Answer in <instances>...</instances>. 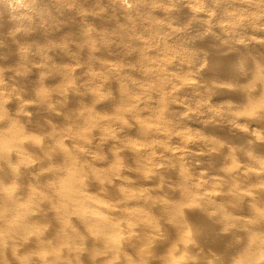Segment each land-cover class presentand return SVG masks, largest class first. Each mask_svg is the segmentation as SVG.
<instances>
[{
    "label": "bare ground",
    "instance_id": "6f19581e",
    "mask_svg": "<svg viewBox=\"0 0 264 264\" xmlns=\"http://www.w3.org/2000/svg\"><path fill=\"white\" fill-rule=\"evenodd\" d=\"M6 1L8 0H5L4 2ZM45 2L55 3V5L50 6ZM9 4L11 18L6 21L5 27L13 26L17 29V27L20 28V26H28L29 28H34L35 31L40 34V39L45 42L46 46H44L48 49L50 48L54 50L55 47H57L56 43L49 39V36H51L50 34L53 33V31L56 33L57 30H60V32L62 30L66 31V29L72 30L75 26L73 22L68 21V15H72V13L65 10V4L62 0H10ZM20 7L31 8L34 11L36 10L39 14L42 13L43 16L41 17L43 18L46 27L38 28L37 23L35 25L27 23L28 20L32 19V17H27L30 16L31 13L24 12V16L22 17L21 13L17 14V9ZM47 9L51 11L54 10L56 14L52 15L48 13ZM31 16H33V14ZM20 29H17V31ZM80 31L82 30L80 29ZM60 32L58 31L56 34H60ZM259 33L264 36V29H261ZM123 35L125 34H121V38H119L121 40L120 42H128L130 38L127 39V37ZM56 36L53 34L51 38L54 39ZM21 37L22 35L20 33L17 38L21 39ZM80 37L81 38H79L80 40L78 41H80L82 45L79 44L81 46L79 47L80 50L78 49V52L81 51L82 53L80 54L83 55L87 53L90 54L91 51L83 46L91 45L92 39L83 32H80ZM203 39L213 38L206 36ZM5 40L8 41L9 44L13 41H9L10 39ZM254 40H249L248 43L252 47L261 50L262 55H260V52L258 53V49V51L256 50L257 54L261 57L260 58L258 55L260 59H254L255 62L247 60V58H245L246 53L244 52L239 53L236 58L235 55L238 51L234 50H232L233 53H230V56H226L228 58L227 59L222 55L223 52L221 53L220 51H217L212 58L211 65L207 67L209 69H206L211 75H221L226 78L229 77L231 80L234 77H239L238 79L240 80L243 77L244 72H246L244 77H247L246 79L250 80V83L252 82V86L254 87L253 88L251 86V89H257V91H251L250 88L249 90H244L242 87L240 90L237 86L234 88H225L221 86L223 88L219 87L217 88L218 90L215 88L217 94L225 93L230 96L237 95L236 97H238V100L240 99V96L243 102H245V104H243H247L249 108H245L246 111L245 109H241V111L233 117L236 121L235 127L239 128V133L243 134L240 136L237 135L239 137L236 141L238 142L237 144L240 143V145L242 144L245 147L244 152L247 156H249V158L256 157L257 154H259L256 158L259 164H261V168L255 172H251L249 169L247 170V168L245 170L238 168L237 171L232 170L234 173H229V177L234 180L247 179L248 182H250L249 179H251L257 183L252 184L254 185V188L257 186V191L253 192V190L251 192L249 190L246 192L245 188V190H243V187H239L231 180L233 183L231 182V185L225 183V185L227 184L228 186L226 188L223 187V190L220 192L222 195L219 198L224 199L225 204L227 202L234 204L239 212L244 210V206H246V204L247 206L249 205V209L247 206L245 208H247L251 214L252 218L250 217V221H245V219L235 218L232 215L230 216L226 214L225 211L223 212V210H221L215 202L217 198H215L214 194H208L205 192L202 193L204 189L206 190L209 184H214V181L211 180L208 182L209 184H202L199 179H195L197 181H189L188 174L185 173L183 175L182 173L184 171L182 170L180 171L181 174H179L182 176H179L180 184L178 182L177 185L173 183L176 186L180 185L177 187L179 189H176V187L174 189V187L170 185L171 181H169V185L175 190H169V193L179 197V200L181 198L185 205L179 200L178 203H181L183 207L182 205H177V203H175L176 205L172 204L174 206L170 204L168 205L165 201L166 199L163 201L150 200L152 196L150 198V195L147 194L150 192H147L146 190L145 193H141L143 191H139L140 195L137 193L138 197L136 196V199L132 198L130 195L129 197L127 194L132 189V184L130 185L131 181H129L131 178L129 179V177H126L127 173H129V169L133 170H130L132 171V175L135 173L134 170L136 173L139 172L140 179L142 180H138L140 182H145L147 185L151 184V186H155L154 184L157 183L158 176L160 174L157 170L151 172V168L150 170L148 168L151 172L150 174H147L149 172L144 171V169L147 168V164L144 163L146 166L144 164L142 165V152L134 147L137 144H134V146L128 145L127 147L120 141L121 135H126V133L137 134V136L142 139L160 135L158 128H152L145 122H142L139 118L141 111L138 110L143 111L144 108L155 104L152 97V94H155L154 92L151 93L153 90H150L151 92H149L151 93L150 95L152 98H149L148 96L149 99H133L129 102L127 101L128 98L124 99L125 92L123 91L120 92L121 96L118 101L117 98L114 97H104L102 102L104 103V107L116 106L113 117H116L119 123H121L122 132L117 135L116 132H114L115 135L113 132H109L114 136L107 135L105 137L103 134L102 136L99 135L98 129L95 138L100 136L98 138L99 142L101 141L103 144L105 143L106 145H111L115 147L114 150L120 149L124 153L128 154L130 158H132L130 162L134 161V165L131 164L134 168L131 166V168H127L125 166L121 168L120 162L122 159H120V156L117 153L112 152V155L105 158L103 161L99 160L100 165H97L98 167H96V164L94 165V161L97 160L94 157V159H92L89 156L91 150L95 148L94 141L96 140H94V138H90L91 135L88 134H90V129L92 130V128L94 129L99 127V122L94 120L92 112L82 113L77 112V109L81 106L82 101L85 99L96 101L100 92L96 93L90 89L85 91L83 90L81 92L78 88H65L63 90L62 87H57V99L60 97L61 99L59 100H63L66 103L62 104L64 102H58L61 107V109H59V106L57 107L56 104L51 102L52 98L48 97V95L44 93L45 88L43 89L44 85L41 82L42 80L44 81V77L42 79L40 78L43 74H49L51 79L54 78L55 80H59L60 78H64L66 80L68 72H65L63 69L61 70V68L56 70L53 67L55 65L51 63L52 60H49V58L44 57V59H39L36 61L37 63H35V59L29 53L20 52V54L16 57V71H13L14 74H8V77L6 75L5 76L11 79L12 82L10 80L9 81L12 85L14 84L15 86L16 84L17 86H20V89L34 84L35 89L30 90L33 92H30L29 94H34L35 98L40 103L38 106L30 107L22 104V102L18 100L11 99L10 94L4 92L6 88L3 83L4 81H2V79H4V75L1 77L3 72L0 73V264H264V239L260 240L259 236L260 232L264 233V206H260L264 201V158L262 157L264 156V140L257 133L258 130L257 132H254L255 129L253 132L251 130V132L248 130L242 131L241 129H244L245 122H243V126H241V123H238L243 117L250 127L254 126L255 128H260L261 131L264 130V41ZM6 46L8 47V44ZM0 52L5 53V55L8 56L7 58H11L13 56L11 47L4 49L2 46L0 47ZM251 52L254 51L252 50ZM41 53L42 55L44 54L42 51ZM254 53L256 54V52ZM44 55H46V53ZM88 58L90 59L91 55H89ZM33 62L38 65L35 69L31 68V64H33ZM235 62L241 63L236 66L234 65ZM164 65L167 66V64ZM241 74L243 75L241 76ZM227 80L228 79L224 81L227 82ZM6 86L9 85L7 84ZM25 89H23V91H25ZM27 92L28 91H25L24 93L27 94ZM122 96H124L123 99ZM128 103L132 105L131 110L127 109ZM8 104L10 107L12 106L10 110L8 108ZM133 104H136V108ZM62 105H65V107L67 106L66 110L62 107ZM161 106L158 111L153 112V116L158 119V123L165 125L169 129L168 125L163 122L164 110L162 109L163 106L162 108ZM12 110L15 111V114ZM29 111L34 113H37L38 111L43 112V116L44 114L46 116L48 115V117L51 115L55 118L58 117L59 120L65 118L68 121L67 123L71 122V125L75 123L77 126L75 124L74 126L77 127V132H82L84 130L81 135L78 136L79 141L85 145L83 151L70 155L66 151L65 144L61 141L60 136L57 135L58 133L53 131L52 128L50 133L48 132L49 137L45 143L36 144L35 146L32 139L31 140L33 142H29L30 136L34 135L30 134V131H27L29 128L26 127H29V125H27L29 123L27 122H31V119L34 118L32 117L29 119L27 117V113ZM9 112H12L13 114ZM125 116H128L130 120L132 119V125L130 127H128V125L126 126L127 123L124 118ZM41 118L42 117L40 115L36 116V121H40ZM239 118L240 120H238ZM80 123L81 125H84L83 127L79 125V127L81 126L84 128L82 131L81 129L78 131V124ZM250 127H248V129ZM86 129L88 130V133L86 132ZM262 136L264 137V135ZM232 137L234 138V136ZM227 138H229V136ZM236 141H234V143ZM90 142H92V144H90ZM232 146H234V148L237 147V145L235 146L233 144ZM54 147L56 148L55 150L53 149ZM217 149L215 150L219 152L213 153L214 151L212 150V152L205 154L206 157L208 159H214V161L217 158L219 162L220 158L223 157L221 154H224L223 152H226L227 149L224 151H220L221 148H219V150ZM95 150H97V146ZM193 156L199 157L196 154ZM57 159H60V161L62 160V164H59L60 162H57L59 161ZM56 165L61 166L58 167ZM169 176L171 177V175ZM241 183L240 185H242ZM258 183H260L259 187ZM134 184L136 185V183ZM40 186H43L44 190L43 188L41 190ZM254 188L251 187V189ZM92 192L96 194L95 197ZM133 193L135 194L134 191ZM252 194L257 196L255 197V195L253 196ZM102 198L106 199V201ZM110 202H112V204H110ZM145 207H148V210L146 209L147 214L148 211L153 208L156 210L155 212L158 211L161 215H163L162 217H164V219H167V221L165 220L167 223L164 222V219V223H161H166L167 230H171L174 235L173 239H170L172 234H162V230L164 232V229L161 231L158 230L162 227L160 228L159 225H157L159 227L157 228L154 223L156 221L152 219L154 221L152 223V220L145 218V215L141 214L144 212L142 211V208ZM138 209H141L142 212L135 213ZM236 209L234 208V210ZM149 212L151 213V211ZM248 214L249 213H247V215ZM189 225H191L192 230L194 229L193 232L196 238L195 241L193 238L191 239L192 233L189 230ZM218 226L222 229L227 228V234L223 235L222 230H220L222 234H219ZM238 230L242 234H237V236H241L240 238H242L245 234L244 236L247 237L246 239H248L247 241H249V244H247V248L242 247L239 251H237V254H231L228 252L227 254H223V256L221 255V258L218 260L216 259L219 257L218 254L215 256L216 258L213 257L212 259V256L209 254H204L206 250L200 252V254H194L193 252V254L188 253V251L190 252L196 250L197 245H201L203 250V247L206 245L203 246L202 244H207L208 242L209 244L218 246V248H220L219 245L222 243L223 248H226L224 247V243L221 242V239L232 238V241H234V239H236L234 238L235 234L238 233L236 231ZM224 232L226 233V230ZM234 232L236 233L234 234ZM245 237H243V239ZM87 240H93L94 242H91L92 244L95 243L93 246L98 245L99 247H97V249H89L87 246H89L90 242H87ZM238 240L240 239L238 238ZM227 241L229 242V240ZM224 242L226 243V241ZM19 245L20 247H24L25 251L19 252L17 248ZM171 245H175L174 247L178 246L180 248L174 249V247L171 248ZM161 247H164L166 249L165 252H168V254H160V249H162ZM205 248L209 249L207 246ZM31 249H36L39 254H25ZM199 249H201V247ZM214 249H216V247ZM214 249L212 246L211 251H214ZM128 250H130L133 254H131L130 251V254L125 253V251L128 252ZM227 250L230 251V249ZM207 255H209V257H207Z\"/></svg>",
    "mask_w": 264,
    "mask_h": 264
},
{
    "label": "rangeland",
    "instance_id": "374dc122",
    "mask_svg": "<svg viewBox=\"0 0 264 264\" xmlns=\"http://www.w3.org/2000/svg\"><path fill=\"white\" fill-rule=\"evenodd\" d=\"M4 1L5 0H0V47L3 46L4 49L11 47L13 56L11 58H7L8 56H6L5 53L0 52V73L3 72L1 77L4 75V79H2L6 87L4 92L10 94L11 99L18 100L22 102V104L30 107L38 106L40 103L35 98L34 94H29L31 92L30 90L35 89L34 84L25 87L26 89L28 88L27 90L23 88L25 91H28L26 94L22 88L20 89V86H17L16 84L15 86L14 84L12 85L11 79L7 78L8 74H14L13 71H16V57L20 54V52L29 53L35 59V63H37L36 61L39 59H44V57L49 58V60H52L51 63L56 66H53L56 70L61 68V70L63 69L65 72H68L66 80L64 78H60V81L58 79L55 80L54 78L51 79L49 74H43L42 77L40 76V79L44 77V81H41L45 86H43V89L45 88L44 93H46L48 97L52 98L51 102L56 104L57 107L59 106V109H61V107L58 102L62 103L64 101L59 100L61 99L60 97L57 99V87H62L63 90L65 88H78V90L81 92L83 90L85 91L89 89L96 93L100 92L96 101L85 99L82 101L81 106L77 109V112H92L94 120L99 122L98 128H92V130H89L87 127L90 133L88 135H91L90 138H94V140H96L94 141V146L95 148L97 146V150L94 148L91 150L92 153L90 152L89 155L92 159L95 158L98 161H94V165L96 164V167H98L100 165V161H103L105 158L111 156L112 152L117 153L120 156V159H122L120 162L121 168L124 166L127 168H134V166H132L134 165V161L130 162L132 158H130L128 154L124 153L120 149L114 150L115 147L106 145L105 143L103 144V142L101 143V141H98V138L102 136V134L106 137L107 135L114 136V132H116V135L122 132L121 123H119L116 117H113L116 106L104 107V103L102 102L104 97H114L117 98L118 101L121 96L120 92L122 91L125 92V97L122 96V99L123 97L124 99L128 98V102L133 99H147L148 96L150 98V94L154 92L155 95L152 94V97L155 104L144 108L143 111H138H141L139 115L140 120L152 128H158L160 135L142 139L139 138L137 134L135 135L133 133H128V135L126 133V135H121L120 141L127 147L128 145L134 146V144H137L134 147L141 150L142 152V165L144 163L147 164V168L145 167L146 169H144V171L149 172L147 174H150L151 172L157 170V172L160 174L158 176L157 183L154 184L155 186H151V184L147 185L142 181L143 184H146L143 185L142 182L139 181L142 180L140 179L139 172L136 173L134 170L135 173L132 175L131 172L133 170L129 169V173H127L126 177H129V179L131 178V180H127L131 181V183L129 182L130 185L132 184L131 188L133 189L134 187L135 190L131 189V192L126 190L130 192H128L127 195H130L132 198L136 199V196L138 197V194L141 191H143L141 193H145L147 191L150 192L147 193L150 195V198L152 196L150 200L163 201L166 199L165 201L168 203V205H176L175 203H177V205L179 204L180 206L182 204L185 205L181 198L179 200V197L169 193V190L171 191L173 187L174 189L175 187L176 189H179L177 187L180 185H176L177 182L180 184L179 178L182 176L179 174H181L180 171L182 170L184 171L182 173L183 175L185 173L188 174L189 181H197L199 179L201 180L202 184H209L208 182L211 180L215 182L212 184L213 186L209 184L206 190L204 189L202 193L205 192L208 194H214L215 198H217L215 202L218 204L219 208L223 210V212L225 211L226 214L230 216L232 215L235 218L243 220L245 219V221H248L252 218L248 210L249 205L247 206L246 204L248 209L245 208L246 206H244V210L239 212L234 204L227 202L226 205L224 199L219 198L222 195L220 192L223 190V187L226 188L229 184L231 185L233 183L232 181H234V183H236L239 187H243V190L246 189V192L249 190L251 192L253 190V192L257 191V186L254 188V185H252L257 183L251 179H249L250 182H248L247 179L234 180L230 179L229 177V173H234L233 171H237L238 168L244 170L247 168V170L249 169L251 172L258 171L261 168V164H259L256 158L259 154H257L256 157L249 158V156H247V154L244 152L245 147L242 144L240 145V143L237 144L238 142L236 141L237 138L243 134L239 133V128L235 127L236 121L233 119V117L237 115L241 109L244 110L245 108H248V105H244L245 102H243L240 96V99L238 100V97H236L237 95L230 96L225 93V95L220 93H218L220 94L218 95L216 89L221 86L225 88H234L237 86V88L239 87L238 89L240 90L243 87L244 90H249L250 88L252 91L254 87L252 86V82L250 83V80L246 79L247 77H244L246 72H244V75L241 74L243 77L241 78L240 76V80L238 79L239 77H234L231 80L229 77L226 78L221 75H219L220 77L218 75H211L207 71L209 69L207 67L211 65L212 58L217 51H220L221 53L223 52L222 55L225 58L233 53L232 50L238 51L235 57L239 53H246L245 58L252 62H255L256 59L258 60L261 58V50L252 47L248 42L249 40L254 39L256 41H264V36L260 35L259 33L261 29H264V0H62L65 4V10H68L72 13V15H68V21L73 22L75 26L72 28V30L69 28V30H62L61 32L60 30H57L56 33L59 31L60 34H56L54 31L50 34L51 36L53 34H55V36L57 35L56 38L54 37L56 41L51 38V36H49V39L53 40V42L57 45L54 50L45 47V42L40 39V34H38L34 28L32 29L28 26H20L21 29L17 27V29H20L17 31V29L13 26L5 27L6 21L11 18V12L9 10L10 0L6 2ZM45 3L50 6L55 5V3ZM49 9H47L48 13L52 15L56 14L54 10L51 11ZM35 11L31 8L20 7L17 9V14L21 13L23 17L24 12H30V16L27 17H32V19L28 20L27 23H31L32 25L37 23L38 28H45L46 24L41 17L43 14H39L37 11ZM32 14L33 16H31ZM80 29L82 31H80ZM80 32L85 33L92 39L91 45L83 46L91 51L90 54L87 53L83 55L80 54L82 53L81 51L78 52L80 50L79 47L82 45L81 42L78 41L80 40L79 38H81ZM20 33L22 37L21 39H18L17 37ZM123 33L125 34L123 36L127 37V39L130 38L128 42H120L121 40L119 38H121V34ZM206 36H210L213 39H203ZM5 39H10L9 41H13H11L9 44V42ZM40 42L43 43L41 44ZM6 43L8 44V47L6 46ZM35 44H38L39 46H36ZM252 50L256 52V54L251 52ZM256 50L258 53L260 52V55L257 54ZM41 51L44 52V54L46 53V55H42ZM89 55H91L90 59L88 58ZM241 62H235L234 65L237 66ZM35 63L33 62V64H31V68L35 69L38 67V65ZM164 64H167V66ZM226 79L229 81H224ZM7 84L9 86L11 85L12 87L6 86ZM251 86L253 87L252 89ZM150 90L153 91L151 92ZM253 91H257V89ZM62 104L66 103L64 102ZM8 106L10 110L12 106L10 107L9 104ZM133 106L136 108V104H133ZM160 106L164 110L163 122L168 125L169 129L165 125L158 123V119L154 118L153 116V112L158 111ZM62 107H64L65 110L67 108L65 105H62ZM127 109L131 110L132 105L128 103ZM12 111L15 114V111ZM39 115L42 117L40 121L37 120L39 123L42 122L40 125L36 121V116ZM27 117L29 119L34 117L31 119V122H27L29 124L26 123L29 125V127H26L29 128L27 131H30V134H34L33 136H30V140L32 139L34 141L35 146L36 144L45 143L49 137L50 131L53 129V131H56V133H58L57 135L60 136L61 141L65 144L66 151L70 155L77 154L78 152L83 151V148H85V145L79 141L78 137L84 131H82V129H84L82 128L84 125H81V123L78 124V127L79 125L82 126L78 128V131L81 129L82 132H77V125L75 123L74 124L76 126H74V124L71 125V122L67 123L68 121L65 118L59 120L58 117H56V119L51 115L48 117V115L46 116L44 114L43 116V112L39 111L37 113L29 111L27 113ZM124 118L127 123L126 126L128 125V127H130L132 125V119L130 120L128 116H125ZM238 120H240V118ZM243 122H245L246 126L244 124V129L240 128L242 131L248 130L249 132H253L255 129L254 132H257L258 130L257 133L264 140V137L262 136L264 135V130L261 131L260 128L258 129L254 126L250 127V125H248L246 120L242 117V120H240L238 123H241V126H243ZM32 125H36L37 127ZM247 126L250 128L248 129ZM87 129L86 132L88 131ZM98 129L100 136L95 138ZM109 132H113L114 135H111ZM228 136L231 140L227 138ZM232 136H234V138ZM30 140L29 142H33ZM234 141L236 142L234 143ZM92 142H90V144H92ZM232 144L235 146L237 145V147L234 148ZM219 148H221L220 151L227 149V153L223 152L227 157L224 154H221L223 157L219 156L221 157L219 162L216 158V163L214 159L212 160L211 158L208 159L206 157L205 154L212 152V150L214 151L213 153L219 152L215 150H219ZM53 149L55 150L56 148L54 147ZM195 154L199 157H194L193 155ZM262 157L264 158V156ZM57 160H59L57 161L60 162L59 164H62V160ZM148 168L149 170L151 168V172L148 170ZM169 175H171V177ZM169 181H171L170 185L173 186L172 188L169 185ZM134 183H136V185ZM225 183H228V185H225ZM240 183L242 185H240ZM259 185L260 183H258V187ZM154 187H156L158 190ZM251 187L254 189H251ZM42 188L43 186L41 187V190ZM92 194L95 197L96 194L94 192H92ZM252 195L254 196L255 194ZM256 196L257 195H255V197ZM102 199L106 201V199ZM178 200L182 202V204L178 203ZM110 204H112V202H110ZM260 206H264V201ZM147 208L148 207L142 208V211L146 213H141V209H138L139 211L136 210L135 213L140 212L142 215H145V218L150 220L153 219L156 222L153 220L151 222H154L157 228L162 227L158 230L161 231L164 229V232L162 230V234L167 233L168 235H171V230H167V219H164V217H162L163 215H161V213L158 211L155 212L156 210L153 208L152 210H149L153 214H151L149 211L147 214ZM234 208L236 210H234ZM247 213L249 214L247 215ZM150 216L153 217L151 218ZM163 219L164 222H166L165 224H163ZM157 225H159V227ZM189 230L192 233H190L192 236L191 239L193 238L195 241L196 238L193 232L194 229L192 230L191 225H189ZM220 230L223 231V235L227 234V228L222 229L219 227L218 232L219 234H222ZM225 230L226 233L224 232ZM236 232H234V234L236 233L234 237L236 239H234V241H232V238L221 239V242L224 243V247L226 248H223L222 243L219 245V247L224 249L225 253L224 250L218 248V246L209 244V242L207 243L209 245L205 243L202 245H206L209 249L210 247L212 249V246L213 249L216 247L214 251H211V249H206V246L203 247L202 250V246L197 245L199 252L196 249L194 251H188V253L200 254V252L206 250L208 253L205 251L204 254H209L212 256V259L213 257L216 258L215 256L218 254L219 257L216 258L218 260L221 258V255L223 256V254H227L228 252L231 254H237V251H239L242 247H248L247 244H249V241H247V237L244 236L245 234L243 235V237H245L243 239V237L240 238L241 236H237V234L241 235L242 233L239 232V230ZM259 236L260 240L264 239L263 232H260ZM173 238L174 235L172 234L170 239ZM238 238L240 240H238ZM227 240H229V242ZM92 241L93 240H87V242L90 243L89 246H87L88 243L86 242V246L89 249H97L99 246L97 244V246H93L95 243L92 244ZM224 241H226V243L228 242L227 246H231H228L227 248ZM174 246L171 245V248ZM200 247L201 249H199ZM17 248L19 252L25 251L24 247H20V245L17 246ZM161 248L160 254H168V252H165L166 249L164 247ZM175 248L179 249L180 247L177 246L174 247V249ZM227 249H230V251ZM129 251L130 250H128V252L125 251V253L130 254L131 251ZM25 254L39 253L36 249H31ZM131 254L133 253L131 252ZM209 255H207V257H209Z\"/></svg>",
    "mask_w": 264,
    "mask_h": 264
}]
</instances>
